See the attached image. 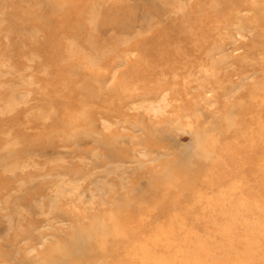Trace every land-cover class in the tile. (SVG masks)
<instances>
[{
  "label": "rangeland",
  "instance_id": "rangeland-1",
  "mask_svg": "<svg viewBox=\"0 0 264 264\" xmlns=\"http://www.w3.org/2000/svg\"><path fill=\"white\" fill-rule=\"evenodd\" d=\"M0 264H264V0H0Z\"/></svg>",
  "mask_w": 264,
  "mask_h": 264
}]
</instances>
